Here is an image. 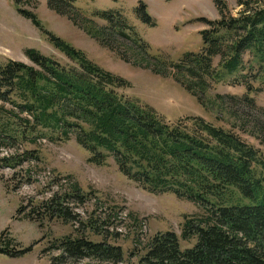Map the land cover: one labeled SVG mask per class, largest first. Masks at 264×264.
Returning <instances> with one entry per match:
<instances>
[{"label": "trees", "instance_id": "1", "mask_svg": "<svg viewBox=\"0 0 264 264\" xmlns=\"http://www.w3.org/2000/svg\"><path fill=\"white\" fill-rule=\"evenodd\" d=\"M75 2L49 0L48 5L77 23L80 14ZM214 2L221 19H199L207 25L200 32V51L187 52L171 63L177 75L187 78L184 87L198 99L210 83L232 81L246 88L235 99L256 108L252 95L264 91V0H240L237 17L230 15L226 1ZM20 13L42 30L33 13ZM136 14L144 24L155 26L142 1ZM96 15L121 31L129 27L115 19V12ZM45 33L50 44L74 64L62 65L27 49L36 67L13 60L0 65V102L19 110H5L0 104V118L8 119L0 122V146L45 130L63 141L74 136L90 154L89 163L102 167L113 157L119 171L143 190L173 194L208 210L204 218L184 224L183 238L197 237L193 248L181 250L175 232L158 233L138 264H264V155L260 150L235 130L214 126L199 116L167 120L151 105L119 92L131 87L129 81L94 63L62 38ZM134 41L150 54L148 43ZM31 158L32 152L2 156L0 165L14 169ZM71 199L83 205L88 197L76 187L34 202L31 211L25 212L22 206L17 214L24 212L26 219L38 222L78 223L102 235L101 228L108 222H102L96 212L83 220L69 206ZM32 247L0 248V253L21 257ZM53 248L71 259L120 262L123 258L120 247L85 237L57 240Z\"/></svg>", "mask_w": 264, "mask_h": 264}, {"label": "rangeland", "instance_id": "2", "mask_svg": "<svg viewBox=\"0 0 264 264\" xmlns=\"http://www.w3.org/2000/svg\"><path fill=\"white\" fill-rule=\"evenodd\" d=\"M140 1L146 5L155 26L138 18L136 9ZM224 1L230 15L237 17L242 10L240 0ZM48 2L0 0V65L13 60L36 67L27 57V49L37 50L62 65H73L50 44L45 31L53 33L105 70L129 81L131 87L119 90L120 93L151 105L169 121L199 116L214 126L235 130L264 155V91L252 95L256 108L235 99L242 97L246 88L232 81L210 83L206 93L200 94V100L187 91L182 83L187 78L177 75L171 63L187 52L200 51V32L207 25L199 19H221L214 0H76L74 6L80 14L77 23L52 10ZM21 10L33 13L42 30ZM99 11L115 12V19L124 20L129 27L122 31L112 27L96 15ZM136 38L151 46L150 54L134 41ZM245 60H249L248 55ZM218 63L216 58L214 64ZM0 104L5 110L19 112L10 103ZM7 121L0 118V122ZM57 136L45 130L0 146V157L33 153V158L17 168L0 165V248L17 251L33 246L31 252L21 257L0 253V264H138L151 239L167 231L177 234L181 250L195 246L197 237L183 238L184 224L186 220L207 216L205 207L173 194L149 193L124 176L113 157L108 158L105 166L94 165L74 136L68 141ZM76 187L88 197L87 202L80 205L71 199L69 206L83 220L95 212L101 215L102 222H108L101 228L102 235L78 223L59 219L38 222L26 219L24 212L17 214L22 206L25 212L31 211L34 202ZM67 237L105 241L120 247L123 258L116 262L65 257L53 245Z\"/></svg>", "mask_w": 264, "mask_h": 264}]
</instances>
